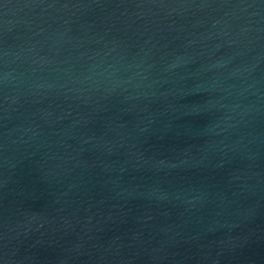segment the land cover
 Here are the masks:
<instances>
[{
    "label": "water",
    "instance_id": "obj_1",
    "mask_svg": "<svg viewBox=\"0 0 264 264\" xmlns=\"http://www.w3.org/2000/svg\"><path fill=\"white\" fill-rule=\"evenodd\" d=\"M0 264H264V0H0Z\"/></svg>",
    "mask_w": 264,
    "mask_h": 264
}]
</instances>
